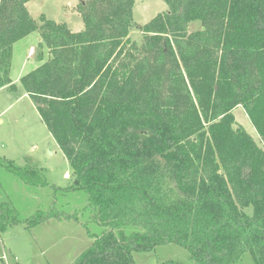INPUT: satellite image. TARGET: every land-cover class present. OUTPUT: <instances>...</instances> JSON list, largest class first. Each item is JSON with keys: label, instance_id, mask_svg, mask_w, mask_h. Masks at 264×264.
I'll return each instance as SVG.
<instances>
[{"label": "trees", "instance_id": "trees-1", "mask_svg": "<svg viewBox=\"0 0 264 264\" xmlns=\"http://www.w3.org/2000/svg\"><path fill=\"white\" fill-rule=\"evenodd\" d=\"M31 1L0 0V90L16 91L13 47L37 33L46 54L19 85L103 229L72 264H135L133 253L169 244L192 264H264V0H163L143 25L134 0H74L78 32L36 22ZM238 107L262 148L236 124ZM7 164L23 184L48 185ZM70 217L52 206L22 221L0 201V232Z\"/></svg>", "mask_w": 264, "mask_h": 264}, {"label": "rangeland", "instance_id": "rangeland-1", "mask_svg": "<svg viewBox=\"0 0 264 264\" xmlns=\"http://www.w3.org/2000/svg\"><path fill=\"white\" fill-rule=\"evenodd\" d=\"M133 20L136 25L149 22L157 14L167 11L163 0H134ZM77 2L71 0H33L26 5L30 16L38 22L39 16L58 22L62 15L69 16L72 29L80 24L75 20ZM77 13V12H76ZM200 29L197 22L190 24L188 31ZM130 41L139 44L141 33L132 29ZM46 50L39 48L36 54ZM35 54V55H36ZM14 63L11 78H16L21 66ZM29 66V65H28ZM29 68V67H27ZM235 122L250 135L256 145L262 141L245 111L238 107L233 111ZM7 162L17 167H34L44 175L47 186L30 187L23 184L9 169ZM67 175V177H65ZM73 184L71 168L45 128L32 102L21 88L17 92L0 91V201L13 208L22 221L39 210L55 207L69 219H50L28 228L20 222L0 232V262L4 264H72L92 243L91 235H99L102 227L94 223L93 214L87 208V195L81 190H69ZM251 207L245 213L251 215ZM126 233L134 230L125 229ZM237 264H251L248 255ZM135 264H161L175 262L192 264L183 248L169 244L158 246L149 253H133Z\"/></svg>", "mask_w": 264, "mask_h": 264}, {"label": "crops", "instance_id": "crops-1", "mask_svg": "<svg viewBox=\"0 0 264 264\" xmlns=\"http://www.w3.org/2000/svg\"><path fill=\"white\" fill-rule=\"evenodd\" d=\"M71 1L76 2L74 0H71ZM73 14L75 15V20H77V22H78V17H77V16H79L78 13L75 12ZM69 16H71V15H66V14L62 15L61 20L58 21L57 23H65L72 32H78V31L82 30L79 22H78L77 27L75 29H72V22L70 21ZM39 43H41V39H40L39 35L37 33H33V34L29 35L28 37L24 38L22 41H20L14 45L13 57H12V62H11V70H10V79H11L12 83L17 88L16 91H14V92H17L19 90V88H21L19 85L20 78L23 77L24 75H26L27 73L31 72L32 70H34L38 66V63L36 62V57L38 56L39 53L36 54V52L40 48L38 46ZM14 58H15V60L19 61L18 64H19V67L21 66V68H20L16 78L13 79V78H11V72H12V67H13L12 63H14L13 62ZM27 67H29V68H27ZM1 90H8V89L4 88ZM21 90H22V88H21ZM23 93H24V91H23ZM65 177H67V175H65Z\"/></svg>", "mask_w": 264, "mask_h": 264}]
</instances>
